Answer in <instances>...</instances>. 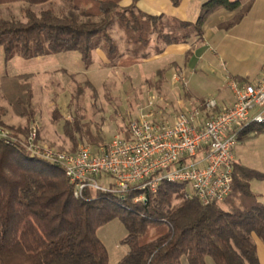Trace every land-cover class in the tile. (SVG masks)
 Returning <instances> with one entry per match:
<instances>
[{"label": "trees", "instance_id": "16d2710c", "mask_svg": "<svg viewBox=\"0 0 264 264\" xmlns=\"http://www.w3.org/2000/svg\"><path fill=\"white\" fill-rule=\"evenodd\" d=\"M51 1L0 0V6ZM61 1L84 20L51 9L40 13L27 9L23 21L0 18L4 61L79 52L88 66L92 52L101 49L110 67L129 68L149 58L153 35L156 56L166 46L199 39L203 21L215 9L237 7L229 0H209L192 24L144 14L136 8L140 0H131L128 7L120 6L122 0ZM170 2L177 7L181 0ZM115 28L122 34L125 56L110 34ZM30 77L0 79L1 99L16 117L28 121L34 116ZM3 115L0 107V130L7 128ZM7 129L12 134L0 136V264H107V251L96 232L114 219L126 231L122 245L127 252L117 264H181L182 257L189 264H206L208 257L214 264H259L253 236L264 245V196L254 193L250 182L264 181V174L234 161L229 196L207 206L186 198L184 185L168 182L155 193L132 191L124 200L88 190L83 199H75L60 166L32 155L20 143L22 138L18 140H26L31 129ZM62 131L74 145L68 152L75 151L77 134L94 146L92 150L102 141L76 120L65 121ZM251 133H264V123L250 125L237 141ZM140 194L145 201L134 203Z\"/></svg>", "mask_w": 264, "mask_h": 264}, {"label": "rangeland", "instance_id": "374dc122", "mask_svg": "<svg viewBox=\"0 0 264 264\" xmlns=\"http://www.w3.org/2000/svg\"><path fill=\"white\" fill-rule=\"evenodd\" d=\"M27 9L35 13L51 9L58 15L74 14L81 21L84 20L79 13H72L61 0H52L38 6L26 2L1 5L0 18L23 21V12ZM110 34L120 53L125 56L121 32L115 28ZM156 45V35H153L147 50L149 58L129 68L110 67L107 59L101 63L93 55L94 52L88 66L82 62L79 52L59 53L31 60L14 57L6 62L0 48V79L31 75V106L34 111L30 121L16 117L1 99L0 92V107L4 109L1 120L7 128L28 126L31 133L35 129V144L38 146L55 152H68L74 145L63 134L62 126L65 121L73 123L76 120L80 126L90 128L93 134L97 133L102 138L100 145H103L116 136L125 134L127 122L140 114H147L155 119H171L181 110L177 98L179 94L182 96L186 87L194 91L199 86L204 87V91H209L210 83L199 72L193 78L189 75L185 82L183 73L171 60L154 57ZM7 128H2L3 132L12 134ZM20 139L23 140V137L18 140ZM76 140V149L80 145L94 148L78 134ZM234 153L236 162L264 174V133H251L237 141ZM250 189L264 196V181L252 180ZM96 235L107 251V264H117L127 252L126 246L122 245L126 231L120 221L114 219L108 222L97 230ZM205 261L206 264H214L209 257ZM181 264H189L186 257L181 258Z\"/></svg>", "mask_w": 264, "mask_h": 264}, {"label": "built area", "instance_id": "2783aa9c", "mask_svg": "<svg viewBox=\"0 0 264 264\" xmlns=\"http://www.w3.org/2000/svg\"><path fill=\"white\" fill-rule=\"evenodd\" d=\"M227 87L232 102L226 107L206 98L171 119L140 114L127 122L125 134L95 150L80 145L73 152H55L35 144V129L20 143L60 166L75 199H83L88 190L124 200L132 191L155 193L168 182L184 185L186 198L203 206L220 204L231 191L238 136L250 125L264 123V70L250 83L229 78ZM6 135L0 130L1 137ZM138 201H145L143 194L133 199Z\"/></svg>", "mask_w": 264, "mask_h": 264}, {"label": "crops", "instance_id": "0c3cea01", "mask_svg": "<svg viewBox=\"0 0 264 264\" xmlns=\"http://www.w3.org/2000/svg\"><path fill=\"white\" fill-rule=\"evenodd\" d=\"M207 1L181 0L177 7H173L169 0H140L136 8L147 15L193 24ZM229 1L236 2L237 7L232 10L218 8L211 12L201 25L199 39L193 37L186 43L166 46L160 55L154 56L171 60L183 73L185 82L189 75L193 78L198 72L209 79V91L199 86L194 91L186 87L182 96L178 95L179 110L206 98H215L219 108L226 107L232 102L227 79L244 84L258 79L263 73L264 0ZM131 2L122 0L120 6L128 7ZM100 50L93 51V55L104 63L106 57ZM233 155L236 161L234 150ZM253 242L258 262L264 264V245L256 236H253Z\"/></svg>", "mask_w": 264, "mask_h": 264}]
</instances>
